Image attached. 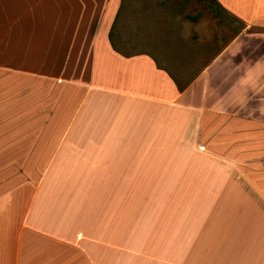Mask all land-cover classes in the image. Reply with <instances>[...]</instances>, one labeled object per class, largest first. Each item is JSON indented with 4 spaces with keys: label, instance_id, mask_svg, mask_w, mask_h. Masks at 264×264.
<instances>
[{
    "label": "crops",
    "instance_id": "crops-1",
    "mask_svg": "<svg viewBox=\"0 0 264 264\" xmlns=\"http://www.w3.org/2000/svg\"><path fill=\"white\" fill-rule=\"evenodd\" d=\"M216 2L183 80L122 0H0V264H264V0Z\"/></svg>",
    "mask_w": 264,
    "mask_h": 264
},
{
    "label": "rangeland",
    "instance_id": "rangeland-1",
    "mask_svg": "<svg viewBox=\"0 0 264 264\" xmlns=\"http://www.w3.org/2000/svg\"><path fill=\"white\" fill-rule=\"evenodd\" d=\"M122 1L117 27L183 80L242 27L211 0Z\"/></svg>",
    "mask_w": 264,
    "mask_h": 264
},
{
    "label": "trees",
    "instance_id": "trees-1",
    "mask_svg": "<svg viewBox=\"0 0 264 264\" xmlns=\"http://www.w3.org/2000/svg\"><path fill=\"white\" fill-rule=\"evenodd\" d=\"M212 3H214L215 7L219 8L220 9V6L218 5V3L216 2V0H211Z\"/></svg>",
    "mask_w": 264,
    "mask_h": 264
}]
</instances>
